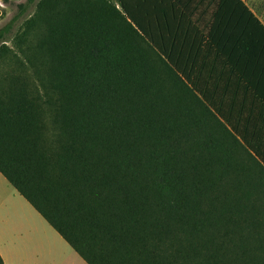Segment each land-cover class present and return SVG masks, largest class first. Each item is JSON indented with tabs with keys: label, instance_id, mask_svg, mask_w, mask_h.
<instances>
[{
	"label": "trees",
	"instance_id": "16d2710c",
	"mask_svg": "<svg viewBox=\"0 0 264 264\" xmlns=\"http://www.w3.org/2000/svg\"><path fill=\"white\" fill-rule=\"evenodd\" d=\"M114 1H47L64 5L52 53L79 107L48 153L30 103L0 106V174L87 264H264L262 136L240 101L224 114L181 69L196 0ZM202 1L208 40L224 23L264 55V27L240 0ZM138 40L178 80L177 97Z\"/></svg>",
	"mask_w": 264,
	"mask_h": 264
},
{
	"label": "crops",
	"instance_id": "0c3cea01",
	"mask_svg": "<svg viewBox=\"0 0 264 264\" xmlns=\"http://www.w3.org/2000/svg\"><path fill=\"white\" fill-rule=\"evenodd\" d=\"M240 1L264 27V0ZM199 2H194L198 7L193 38L182 42L181 25V69L192 71L194 84L207 92L224 114L237 115L231 100L240 101L243 120L250 119L247 131L252 137L262 136L257 144L264 149V55L256 48L250 51L246 45H238L233 36L239 30L224 23L218 24L208 40L213 9L210 6L201 16ZM201 4L205 7L206 0ZM0 257L4 264H66L75 263V258L77 264H87L1 174Z\"/></svg>",
	"mask_w": 264,
	"mask_h": 264
},
{
	"label": "rangeland",
	"instance_id": "374dc122",
	"mask_svg": "<svg viewBox=\"0 0 264 264\" xmlns=\"http://www.w3.org/2000/svg\"><path fill=\"white\" fill-rule=\"evenodd\" d=\"M47 1L0 0V106L14 99L30 103L36 134L51 153L66 141L63 113L79 107V99L68 85L65 86L67 83L52 53L51 28L60 23L64 5L54 7ZM136 43L140 53L142 49L145 57H150L151 62L154 60L152 72L161 84H167L163 86L166 97H177L178 80L155 61L148 49L143 46L140 49V40ZM78 262L75 258V263L66 264Z\"/></svg>",
	"mask_w": 264,
	"mask_h": 264
}]
</instances>
